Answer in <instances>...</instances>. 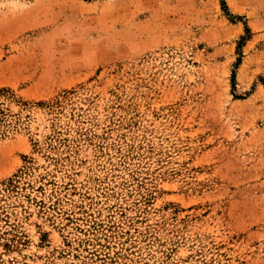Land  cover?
<instances>
[{
  "label": "rangeland",
  "instance_id": "1",
  "mask_svg": "<svg viewBox=\"0 0 264 264\" xmlns=\"http://www.w3.org/2000/svg\"><path fill=\"white\" fill-rule=\"evenodd\" d=\"M1 111L0 264H264V0H0Z\"/></svg>",
  "mask_w": 264,
  "mask_h": 264
},
{
  "label": "trees",
  "instance_id": "2",
  "mask_svg": "<svg viewBox=\"0 0 264 264\" xmlns=\"http://www.w3.org/2000/svg\"><path fill=\"white\" fill-rule=\"evenodd\" d=\"M24 109L29 110L33 107H40V108H47L49 111L54 112L56 109L55 107L59 106V102H39V103H29V102H20ZM2 115H4V112H0V121L2 120ZM34 141V140H33ZM35 148H38L39 143L34 142ZM22 235L17 234L16 228L11 229H1L0 230V249L2 252H0V255H2L5 252H10L14 248L18 247L17 243H20V240ZM2 253V254H1Z\"/></svg>",
  "mask_w": 264,
  "mask_h": 264
}]
</instances>
